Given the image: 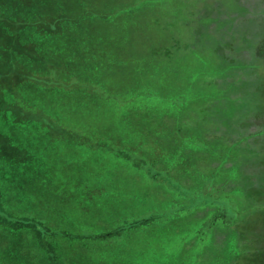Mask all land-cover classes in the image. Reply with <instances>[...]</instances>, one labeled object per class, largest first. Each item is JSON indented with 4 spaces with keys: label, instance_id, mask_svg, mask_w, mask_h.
Segmentation results:
<instances>
[{
    "label": "rangeland",
    "instance_id": "rangeland-1",
    "mask_svg": "<svg viewBox=\"0 0 264 264\" xmlns=\"http://www.w3.org/2000/svg\"><path fill=\"white\" fill-rule=\"evenodd\" d=\"M222 217L264 264V0H0V264H228Z\"/></svg>",
    "mask_w": 264,
    "mask_h": 264
},
{
    "label": "crops",
    "instance_id": "crops-1",
    "mask_svg": "<svg viewBox=\"0 0 264 264\" xmlns=\"http://www.w3.org/2000/svg\"><path fill=\"white\" fill-rule=\"evenodd\" d=\"M222 221H225L222 217ZM246 222V219H239L236 222H224L227 223L229 225L230 228H234V231L236 233L233 232L232 238L235 240L236 242V237L239 238L238 243H240V251H235L228 259V264H247L244 260V262L242 261V259H246V255L249 253H252L250 248H245V246L248 244V238H246L244 236V232L241 228V225H244V223ZM227 240H229V237H226L225 234L221 233V232H213L211 235V241H213V243H218V242H225ZM239 252V253H238Z\"/></svg>",
    "mask_w": 264,
    "mask_h": 264
},
{
    "label": "trees",
    "instance_id": "trees-1",
    "mask_svg": "<svg viewBox=\"0 0 264 264\" xmlns=\"http://www.w3.org/2000/svg\"><path fill=\"white\" fill-rule=\"evenodd\" d=\"M207 191H209V190H207ZM247 195H248L249 198H252V195L251 194L248 193ZM218 216H220V215H218Z\"/></svg>",
    "mask_w": 264,
    "mask_h": 264
}]
</instances>
